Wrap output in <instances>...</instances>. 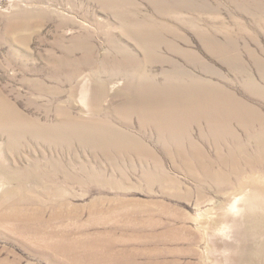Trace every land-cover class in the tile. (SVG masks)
I'll list each match as a JSON object with an SVG mask.
<instances>
[{"label": "rangeland", "instance_id": "rangeland-1", "mask_svg": "<svg viewBox=\"0 0 264 264\" xmlns=\"http://www.w3.org/2000/svg\"><path fill=\"white\" fill-rule=\"evenodd\" d=\"M0 102V264H263L264 0H0Z\"/></svg>", "mask_w": 264, "mask_h": 264}, {"label": "bare ground", "instance_id": "bare-ground-1", "mask_svg": "<svg viewBox=\"0 0 264 264\" xmlns=\"http://www.w3.org/2000/svg\"><path fill=\"white\" fill-rule=\"evenodd\" d=\"M11 110H12L11 106L0 102V119L2 120L4 118H6L2 112H6L7 115H11L10 117H12V118L14 117L17 120H18V118L21 119V116L18 115L14 110H12V113H10ZM21 122H20V124H21ZM24 123H25V121H24ZM24 123H22V124H24ZM29 128H30V125H28V129ZM11 132H12V134H14V132H16V131L11 129ZM19 135H20L19 133L14 135L15 139H17L19 137ZM242 192H243V194H247L244 190ZM253 198L255 199L256 203H264V197H261L260 195L259 196L253 195ZM240 207H241V210H242V208L246 209L248 207V202L241 203ZM260 217H255L256 221H258L259 220L258 218H260ZM262 219H260L258 221V223L264 228V223H263ZM256 226H257V222L254 223L253 227L255 228ZM256 230H257V232H255V235H259V239H260L259 240V246L257 249L255 248L254 253H251V254H254L256 256L259 253L258 256L263 260V264H264V229L259 227ZM234 262H236L235 259H230L229 264H233Z\"/></svg>", "mask_w": 264, "mask_h": 264}]
</instances>
